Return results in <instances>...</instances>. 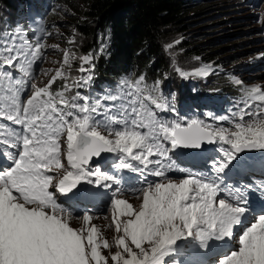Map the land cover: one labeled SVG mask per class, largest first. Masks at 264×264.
I'll return each mask as SVG.
<instances>
[{
    "label": "snow or ice",
    "instance_id": "obj_1",
    "mask_svg": "<svg viewBox=\"0 0 264 264\" xmlns=\"http://www.w3.org/2000/svg\"><path fill=\"white\" fill-rule=\"evenodd\" d=\"M27 36L19 25L0 32V264H264V180L229 183L257 170L264 176V155H255L264 151L262 86L244 87L233 77L243 107L205 119L180 116L174 96L144 75L124 78L90 102L78 89L94 80V56L80 58L82 75L72 83L57 71L41 87L33 66L46 46L35 32L34 44ZM176 71L189 78L215 69ZM57 78L65 83L53 92ZM174 155L199 158V166L180 167ZM105 157L113 174L92 166ZM100 187L110 191L114 252L91 224V209L81 206ZM125 192L142 197L140 205L122 198Z\"/></svg>",
    "mask_w": 264,
    "mask_h": 264
},
{
    "label": "rangeland",
    "instance_id": "obj_2",
    "mask_svg": "<svg viewBox=\"0 0 264 264\" xmlns=\"http://www.w3.org/2000/svg\"><path fill=\"white\" fill-rule=\"evenodd\" d=\"M10 1L12 4L16 2L14 0ZM203 1H205V3L208 2V4L210 3V10H207L206 13L192 15L191 18H193L192 20H195L196 23H190L191 26L187 27V35L182 33L184 35L177 40H168V43H166V46L172 45L176 50L181 51V54L177 55V59L172 55L174 58L173 69L176 73L177 68L182 71L194 73L204 65H211L212 68L215 69L214 73L207 77H198L195 75L189 78L181 77V80L184 82V87L186 89L189 88L191 92H199L200 88L206 91L222 93L219 91L220 88L217 87L219 80H227V84H230L227 87L238 86L233 82L232 78L235 77L243 82L244 87L260 85L264 88V32L262 29L264 20V0H253L249 2L246 0ZM9 8L10 6H5L0 3V18L9 19L14 10V6ZM64 8L66 7L64 3L61 2L56 8V11L59 9V12L54 14L55 11H52L49 16L50 24H48V36L47 39L42 41L46 46L43 51L45 61L40 67L39 74L35 80L37 85L41 87L47 84L48 81L56 75L57 71L67 74L68 83H72L74 80L78 79L82 75L79 72L82 63L80 58L88 55V53H82L77 49L78 42L76 40L79 37V33L75 32V27L72 26L69 28L68 18L64 16L67 15V13L64 12ZM70 8L72 7L70 6ZM57 13H61L64 16L63 23L60 21L63 17L59 15L56 16ZM14 27L17 26L15 25ZM190 36H194V40H198V42L211 40L213 45L219 44L222 47L218 49V52H216L217 54H215L213 58L207 57L208 54L205 52L199 54L194 53L181 41L182 38H190ZM177 41L179 42L177 43ZM206 46L207 45L204 47ZM66 54L68 56L67 63H65ZM84 67L87 68L89 65L85 63ZM41 69L43 71H41ZM177 75L179 76L178 73ZM58 79L59 78H57V80ZM130 80L135 81L133 79ZM166 81L167 79L161 82V93L168 97L169 100H172L173 96L166 90L168 86ZM64 83V79L61 84L56 83L55 88H53L55 89L54 92L58 91L56 88L63 87ZM117 84L118 83L115 85H105L104 87H95V83H91L90 86L78 90L82 95L94 98L98 94L103 95L107 91H114ZM240 87L241 86L237 87L236 95H239L237 98L241 100L243 93ZM87 90H90V95ZM75 91H77L75 88L69 91V97L74 95ZM184 91L185 90H181L179 92ZM68 94L66 95L68 96ZM173 94L175 95L176 93ZM222 94L225 95V93ZM179 100L180 99H175L174 97L175 108L179 107ZM79 103H83V101H79ZM196 116L202 119L204 118L198 114L185 117L192 118ZM208 122L213 123L211 119H209ZM217 126H219V124ZM224 127H231V124L225 125ZM173 159L180 167H184L175 156H173ZM126 172L128 171L124 170V175L131 180L132 177ZM132 174L135 175L134 179L138 178V174ZM169 176L174 180L182 178L180 174L176 172L170 173ZM115 187L116 186L113 185V190ZM97 196L108 198V200L104 201V206L107 210L101 214H93L91 224L96 225L100 229V238H106L112 245L111 251L114 252L116 247L113 241L114 237L118 234L115 231L111 209L109 207L110 191L100 187L95 190V195L92 197L94 202H97V200H95ZM122 198L128 199L134 207H138L142 202V197L138 199L134 196H124L123 194ZM80 216H82V214ZM81 224L82 221L80 219H74L72 222L73 227H80ZM101 251L104 255H108L107 249L101 248Z\"/></svg>",
    "mask_w": 264,
    "mask_h": 264
},
{
    "label": "trees",
    "instance_id": "obj_3",
    "mask_svg": "<svg viewBox=\"0 0 264 264\" xmlns=\"http://www.w3.org/2000/svg\"><path fill=\"white\" fill-rule=\"evenodd\" d=\"M60 1L66 7L64 12L67 15L64 16L68 18L69 28L73 26L79 33L77 49L94 56L92 74L97 81L95 86L115 85L124 78L137 80L144 75L148 85L167 79L166 90L172 96L176 93L175 96L182 97L186 102L206 97L184 87L181 77L173 69V56L177 59L181 51L169 48L166 43L187 35V27L196 23L192 15L206 13L211 8L210 3L203 0H55L56 4ZM0 3L10 6V0H0ZM56 12L59 9L54 14ZM58 15L63 17L60 20L63 23L64 16L61 13ZM181 41L190 51L198 54L205 52L211 58L222 47L213 45L211 40L198 42L194 36ZM61 82L63 78L56 80V83ZM56 83L52 84L51 90ZM228 85L227 80H219L217 87L225 95L215 94L236 96L238 86ZM181 90L185 91L179 92Z\"/></svg>",
    "mask_w": 264,
    "mask_h": 264
},
{
    "label": "water",
    "instance_id": "obj_4",
    "mask_svg": "<svg viewBox=\"0 0 264 264\" xmlns=\"http://www.w3.org/2000/svg\"><path fill=\"white\" fill-rule=\"evenodd\" d=\"M102 159H100V158H94V162H99V161H101Z\"/></svg>",
    "mask_w": 264,
    "mask_h": 264
},
{
    "label": "bare ground",
    "instance_id": "obj_5",
    "mask_svg": "<svg viewBox=\"0 0 264 264\" xmlns=\"http://www.w3.org/2000/svg\"><path fill=\"white\" fill-rule=\"evenodd\" d=\"M224 101V100H223Z\"/></svg>",
    "mask_w": 264,
    "mask_h": 264
}]
</instances>
